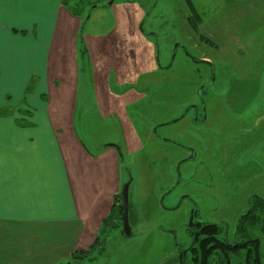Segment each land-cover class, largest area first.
I'll return each instance as SVG.
<instances>
[{"label":"rangeland","instance_id":"obj_1","mask_svg":"<svg viewBox=\"0 0 264 264\" xmlns=\"http://www.w3.org/2000/svg\"><path fill=\"white\" fill-rule=\"evenodd\" d=\"M63 1L56 43L62 47L70 33L72 42L75 36L77 72L72 76L61 66L67 81L58 86L75 93L70 111L77 137L75 146L66 132L59 130V138L90 199L101 191L110 197L113 183L119 190L116 213L101 220L81 264H182L184 253L198 264L189 252L193 223L226 225L232 241L251 198H264V0H114L112 6L111 0ZM149 11L144 30L158 37L164 70L156 64L157 39L133 30ZM70 13L80 21L78 32L67 21ZM176 44L201 62L178 50L167 68ZM122 73L134 80L119 84ZM202 91L205 118L201 111L186 115L191 105L201 109ZM114 102L121 106L117 115L105 113ZM49 103L60 124L67 111L58 99ZM101 166L107 169L103 189L96 177L86 179ZM127 183L131 239L122 236L119 214ZM186 196L194 203L180 206ZM251 235L261 241L264 264V222ZM245 259V253L233 256L230 264ZM226 262L219 256L208 261Z\"/></svg>","mask_w":264,"mask_h":264},{"label":"crops","instance_id":"obj_2","mask_svg":"<svg viewBox=\"0 0 264 264\" xmlns=\"http://www.w3.org/2000/svg\"><path fill=\"white\" fill-rule=\"evenodd\" d=\"M64 6L63 0H0V264H81L74 255L96 243L101 220L115 214L119 202L114 183L111 199L106 191L90 199L59 138V130L66 132L75 146L77 137L70 111L75 93L59 88L67 81L61 66L72 76L77 72L75 36L72 42L70 33L62 47L56 43ZM69 15L78 32V17ZM123 74L116 76L119 84L134 80ZM54 98L67 111L56 125L49 103ZM128 101L121 100L123 106ZM114 106L104 112L117 115L121 106ZM89 176L98 188L107 185L104 166Z\"/></svg>","mask_w":264,"mask_h":264},{"label":"trees","instance_id":"obj_3","mask_svg":"<svg viewBox=\"0 0 264 264\" xmlns=\"http://www.w3.org/2000/svg\"><path fill=\"white\" fill-rule=\"evenodd\" d=\"M199 25L195 22L192 23V28L195 32H198ZM200 40L210 47H214V44L207 38L200 36ZM121 199V196L119 197ZM248 211L243 214L237 223V229L232 241L227 240L228 232L219 224H208L204 231L198 234L196 246L192 247L189 252L192 254V260L198 264H209L208 261L215 256L225 259L226 264H230V259L233 256L241 257L243 253L246 255L245 264H262L260 258V245L259 239L252 238L251 233L257 230L259 224L264 222V198L255 196L251 198L248 204ZM119 214L121 218L123 216L122 201L119 207ZM123 222V219H121ZM193 238L195 232H192ZM86 252H77L73 259L81 260L86 257ZM80 256L82 258H80ZM182 264H190L184 256H182ZM223 263V262H221Z\"/></svg>","mask_w":264,"mask_h":264},{"label":"water","instance_id":"obj_4","mask_svg":"<svg viewBox=\"0 0 264 264\" xmlns=\"http://www.w3.org/2000/svg\"><path fill=\"white\" fill-rule=\"evenodd\" d=\"M114 3V0H111L110 3H109V6H112ZM158 4V2H157ZM155 8V7H153ZM151 11H149L146 15V17L144 18L142 24L140 25V32L142 34H145V35H150L152 37H155L157 40H156V43H155V51H156V63H157V66L158 67H161L160 65V46H159V41H158V37H156V35L154 33H146L144 31V25H145V22L146 20L148 19V17L150 16V13ZM176 49H177V46L174 47V55L172 56V59H171V62H170V65L167 67V68H171L173 63H174V60H175V55H176ZM162 70H164V68H162ZM205 87H203L204 89ZM203 93V91H202ZM202 93H200V97L202 98ZM203 105V110L205 112V107H204V101L202 103ZM191 108H196V106H193V107H189L187 112L188 113ZM111 148H114L116 149L118 152H119V148L116 146V145H109ZM129 189H130V183H127L126 185H124L123 189H122V193H121V201H122V209H123V216H122V219H123V231H122V236L124 238H127V239H131L133 237V234H132V228L130 226V222H129ZM186 253H184V256H185Z\"/></svg>","mask_w":264,"mask_h":264},{"label":"flooded vegetation","instance_id":"obj_5","mask_svg":"<svg viewBox=\"0 0 264 264\" xmlns=\"http://www.w3.org/2000/svg\"><path fill=\"white\" fill-rule=\"evenodd\" d=\"M144 20V19H143ZM143 22V21H142ZM142 22H141V24H142ZM140 24V25H141ZM140 25H139V30H140ZM145 31V30H144ZM146 33H152V32H147V31H145ZM144 36H148V37H152V36H150V35H145V34H143ZM175 46H177V49H176V53L178 52V50H181V51H185V52H187L188 54V57L190 58V59H192V61L195 63V64H199L201 61H196L195 60V58L192 56L191 57V54L187 51V49H186V46L185 45H182V44H176V45H174V47ZM175 53L173 52L172 53V56L174 55ZM171 59H172V57H171ZM160 65H161V63H160ZM170 65V64H169ZM158 67V66H157ZM159 69H162V68H165V67H163L162 65H161V67H158ZM202 95H203V93H202ZM203 99L200 97V105H201V109H200V107H198V106H196V108H191V110H194V114H199L200 113V111H201V113L204 115V118H205V115H206V111L204 112V110H203V105H202V103H203ZM194 105H191V107H193ZM190 110V111H191ZM189 111V112H190ZM189 112L186 114V115H188L189 114ZM203 121V120H202ZM201 121V122H202ZM185 201H189V202H191L192 204L194 203L193 201H192V199L191 198H189L188 196H186L181 202H180V206H182L183 205V203L185 202ZM243 216V215H242ZM241 216V217H242ZM240 217V218H241ZM240 220V219H239ZM208 224H213V223H209V222H206V221H203V220H201V221H195L194 223H193V226H194V232H195V237L193 238V242H192V246H191V248L192 247H194V246H196V244H198L197 243V237H198V234H200L201 232H203L204 231V229H205V227L208 225ZM238 226V225H237ZM237 226H236V228H235V233H236V229H237ZM223 227H224V229L226 228L227 229V227H226V225H223ZM228 232V231H227ZM235 233H234V235H233V237H232V239H234V236H235ZM227 240H229V237L227 238ZM230 241V240H229ZM233 242V241H232ZM185 257V256H184Z\"/></svg>","mask_w":264,"mask_h":264}]
</instances>
